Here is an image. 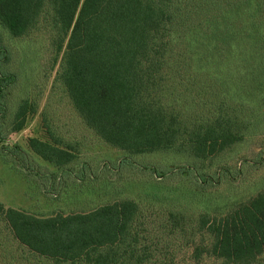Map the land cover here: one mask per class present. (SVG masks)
<instances>
[{
	"label": "trees",
	"instance_id": "1",
	"mask_svg": "<svg viewBox=\"0 0 264 264\" xmlns=\"http://www.w3.org/2000/svg\"><path fill=\"white\" fill-rule=\"evenodd\" d=\"M238 1L0 0V23L14 36L38 22L51 27V46L63 54L57 79L109 146L131 154L171 150L196 160L230 147L242 132L229 103L197 68L187 34ZM7 64L0 50L1 118L3 91L16 80ZM34 109L19 103L16 130ZM28 144L60 172L75 159L35 137ZM181 168L193 173L191 166ZM0 219L17 243H0V260L11 253V262L178 264L169 247L178 240L190 263L264 264V188L221 215L167 213L154 223L131 200L43 217L0 204Z\"/></svg>",
	"mask_w": 264,
	"mask_h": 264
},
{
	"label": "rangeland",
	"instance_id": "2",
	"mask_svg": "<svg viewBox=\"0 0 264 264\" xmlns=\"http://www.w3.org/2000/svg\"><path fill=\"white\" fill-rule=\"evenodd\" d=\"M53 37L51 27L42 22L22 36L12 35L0 23V50L8 54L4 67L16 79L1 98L2 206L43 217L131 200L154 223L167 213L221 215L264 188V0H240L187 34L197 68L229 103L242 132L238 142L197 161L171 150L131 154L99 138L57 79L63 54L53 50ZM24 100L35 109L16 130L14 116ZM33 137L75 159L60 172L29 148ZM181 166H191L193 173ZM0 243L12 248L17 244L2 220ZM178 243L169 246L175 249L174 259L194 264L186 260L188 249ZM12 254L18 258L19 252ZM10 256L0 264H28L21 259L11 262Z\"/></svg>",
	"mask_w": 264,
	"mask_h": 264
}]
</instances>
